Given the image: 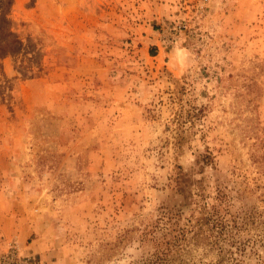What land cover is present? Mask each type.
<instances>
[{
    "label": "rangeland",
    "instance_id": "rangeland-1",
    "mask_svg": "<svg viewBox=\"0 0 264 264\" xmlns=\"http://www.w3.org/2000/svg\"><path fill=\"white\" fill-rule=\"evenodd\" d=\"M194 200L264 236V0H0V261L138 264Z\"/></svg>",
    "mask_w": 264,
    "mask_h": 264
},
{
    "label": "trees",
    "instance_id": "trees-1",
    "mask_svg": "<svg viewBox=\"0 0 264 264\" xmlns=\"http://www.w3.org/2000/svg\"><path fill=\"white\" fill-rule=\"evenodd\" d=\"M189 181L184 172L176 179L178 185ZM178 193L184 195L185 190L179 186ZM202 202L194 200L195 209L188 217L177 208L159 214L151 229L142 232L141 243L148 252L138 264H264V236L243 237L254 219L227 218ZM182 207L190 209L191 205Z\"/></svg>",
    "mask_w": 264,
    "mask_h": 264
},
{
    "label": "built area",
    "instance_id": "built-area-1",
    "mask_svg": "<svg viewBox=\"0 0 264 264\" xmlns=\"http://www.w3.org/2000/svg\"><path fill=\"white\" fill-rule=\"evenodd\" d=\"M14 260L12 258H10L9 256L3 258L0 261V264H16L15 262H13Z\"/></svg>",
    "mask_w": 264,
    "mask_h": 264
}]
</instances>
